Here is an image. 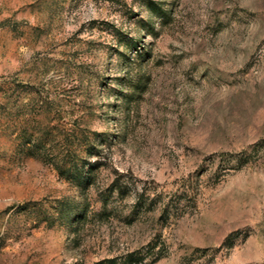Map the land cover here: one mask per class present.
Returning <instances> with one entry per match:
<instances>
[{"label":"rangeland","instance_id":"rangeland-1","mask_svg":"<svg viewBox=\"0 0 264 264\" xmlns=\"http://www.w3.org/2000/svg\"><path fill=\"white\" fill-rule=\"evenodd\" d=\"M0 264H264V0H0Z\"/></svg>","mask_w":264,"mask_h":264}]
</instances>
